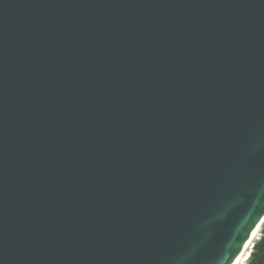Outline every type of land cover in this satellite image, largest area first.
Masks as SVG:
<instances>
[{
    "label": "water",
    "instance_id": "95a60500",
    "mask_svg": "<svg viewBox=\"0 0 264 264\" xmlns=\"http://www.w3.org/2000/svg\"><path fill=\"white\" fill-rule=\"evenodd\" d=\"M264 222V0H0V264H233Z\"/></svg>",
    "mask_w": 264,
    "mask_h": 264
},
{
    "label": "trees",
    "instance_id": "16d2710c",
    "mask_svg": "<svg viewBox=\"0 0 264 264\" xmlns=\"http://www.w3.org/2000/svg\"><path fill=\"white\" fill-rule=\"evenodd\" d=\"M245 264H264V225L262 226L260 237L255 242Z\"/></svg>",
    "mask_w": 264,
    "mask_h": 264
},
{
    "label": "bare ground",
    "instance_id": "6f19581e",
    "mask_svg": "<svg viewBox=\"0 0 264 264\" xmlns=\"http://www.w3.org/2000/svg\"><path fill=\"white\" fill-rule=\"evenodd\" d=\"M263 225H264V222L261 223L258 227H256V229L254 230V235H250L247 243L243 247V249L240 252L239 256L233 262V264H242V263L245 262L246 258L250 254L255 242L258 240V237L260 236V232H261V229H262Z\"/></svg>",
    "mask_w": 264,
    "mask_h": 264
},
{
    "label": "rangeland",
    "instance_id": "374dc122",
    "mask_svg": "<svg viewBox=\"0 0 264 264\" xmlns=\"http://www.w3.org/2000/svg\"><path fill=\"white\" fill-rule=\"evenodd\" d=\"M260 237V236H259ZM259 237H258V239H259ZM253 249V248H252ZM252 251V250H251ZM251 253V252H250ZM248 257H249V255H248ZM247 259V258H246ZM246 261V260H245ZM246 262H244V263H242V264H245Z\"/></svg>",
    "mask_w": 264,
    "mask_h": 264
}]
</instances>
